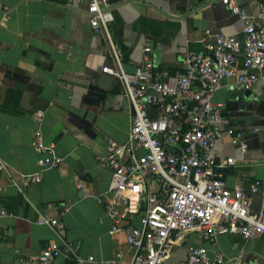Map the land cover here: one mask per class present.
Here are the masks:
<instances>
[{"label": "crops", "instance_id": "1", "mask_svg": "<svg viewBox=\"0 0 264 264\" xmlns=\"http://www.w3.org/2000/svg\"><path fill=\"white\" fill-rule=\"evenodd\" d=\"M236 1L255 16L264 3ZM85 7L61 0H0V159L6 165L0 168V264H30L49 241L62 240L71 249L53 264H103L117 251L127 264L132 256L124 236L110 232L101 202L112 175L104 161L107 141L127 140L132 108L121 82L102 71L115 62ZM106 10L127 72L147 58L158 69H182L188 50H205L218 33L239 35L244 25L221 0H108ZM145 44L150 52L143 50ZM90 84L104 89L98 104L83 101ZM213 100L223 103L234 128L257 129L247 135L244 153L229 136L217 141L219 162L235 158L219 169L223 180L232 189L264 182V88L224 86ZM38 109L45 113V140L63 160L42 171L41 181L24 184V175L39 170L40 156L30 144ZM251 208L264 211V195L254 194ZM42 211L63 221L59 236L36 222ZM198 244L210 257L232 259L229 264H264V235L244 238L236 231L212 244L196 233L175 234L163 264H185L189 248Z\"/></svg>", "mask_w": 264, "mask_h": 264}, {"label": "built area", "instance_id": "2", "mask_svg": "<svg viewBox=\"0 0 264 264\" xmlns=\"http://www.w3.org/2000/svg\"><path fill=\"white\" fill-rule=\"evenodd\" d=\"M61 1L76 8L85 3L90 26L103 34L115 62L114 67L106 65L102 71L121 82L122 94L131 104L127 140L107 141L104 161L112 175L101 199L110 232L122 234L132 250L127 264H163L178 233H196L211 244L232 231L244 238L264 235V211L251 208L253 195H264V182L257 179L247 188L228 187L219 169L235 163V158L219 162L215 154V145L224 136L244 153L247 135L257 129L234 128L223 103L213 100L214 93L224 86L251 90L258 84L264 88V3L255 16L236 0H221L244 23L243 46L238 35L218 33L205 50H188L182 69H158L147 58L127 72L107 22L108 0ZM143 50L150 52L151 46L145 44ZM231 77L233 81L226 85L225 80ZM44 115V110L38 109L32 116L35 128L30 144L40 156L39 170L24 175V184L41 181L42 171L58 167L63 160L54 144L45 140ZM0 168H6L1 159ZM36 222L58 236L63 227L59 217L46 211L38 213ZM70 249L67 241H49L29 263L53 264ZM230 262L232 259L221 254L210 257L208 248L198 244L189 248L185 264ZM103 264H123L122 252H115Z\"/></svg>", "mask_w": 264, "mask_h": 264}, {"label": "water", "instance_id": "3", "mask_svg": "<svg viewBox=\"0 0 264 264\" xmlns=\"http://www.w3.org/2000/svg\"><path fill=\"white\" fill-rule=\"evenodd\" d=\"M241 45L243 46V37L244 34L241 33L238 35ZM104 89L100 86L90 84L88 85V90L83 97V101L91 104H98V102L104 97Z\"/></svg>", "mask_w": 264, "mask_h": 264}]
</instances>
